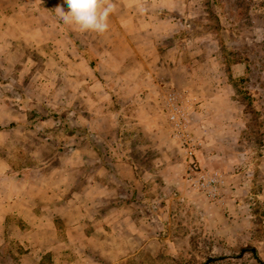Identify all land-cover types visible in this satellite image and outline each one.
<instances>
[{"label":"rangeland","instance_id":"obj_1","mask_svg":"<svg viewBox=\"0 0 264 264\" xmlns=\"http://www.w3.org/2000/svg\"><path fill=\"white\" fill-rule=\"evenodd\" d=\"M134 1L114 0L118 15L110 16L109 25L117 21L133 28L138 21L142 26L153 22L155 4ZM65 4L66 0H0V107L20 111L23 118L7 128L14 127L10 135L30 141L18 145L23 155L11 157L14 168L50 170L63 156L70 181L62 192L64 198H91L96 191L94 180H112L105 190L107 207L141 198L128 184L125 188L123 175L117 174L121 179L113 175L119 171L117 162L136 174L141 166L146 167L148 180L142 181V191L154 203L151 211L160 219L157 213L162 216L163 210L174 223L176 206L161 209L160 205L168 201L176 205V180L185 179L213 206L227 207V174L198 156L204 141L195 133L191 113L200 96L187 85L189 65L177 72V79L173 69L176 52L188 45L186 50L214 58L217 72L232 84L242 128L236 151L239 160L228 172L240 186L232 199L243 205V212L228 237L196 243L203 251L193 247L189 254L176 257L171 243L159 252L144 250L142 255L116 264H204L208 259L206 264H261L257 255L259 249L264 250V0H185L181 11L176 9V0L157 1L158 15L165 19L155 21L158 32L152 34L145 30H108L104 34L79 31L54 17L51 5L57 13L58 6ZM161 29L166 33L160 34ZM73 38L98 58V73ZM241 56L250 57L249 68L245 62H235ZM158 68H170L174 81L162 73L156 77L159 86L155 87L154 77L146 71ZM167 86L189 94L190 123L202 141L197 157L208 169L220 172L224 203L210 200L186 177L185 157L160 111ZM160 90L162 95L157 97ZM157 129L165 141L163 146L155 142L153 132ZM85 186L88 190L82 192ZM162 221L166 224L169 218L162 216ZM56 223L62 228L60 219ZM88 230L93 231V227ZM167 230L164 226V235ZM97 237L107 250L108 242L100 241L99 233ZM18 250L20 255L16 256L22 258L24 247ZM73 252L68 243L59 244L33 264H76ZM119 258L120 254L112 252L97 255L95 260L108 264ZM18 263L15 258L10 264Z\"/></svg>","mask_w":264,"mask_h":264},{"label":"crops","instance_id":"obj_2","mask_svg":"<svg viewBox=\"0 0 264 264\" xmlns=\"http://www.w3.org/2000/svg\"><path fill=\"white\" fill-rule=\"evenodd\" d=\"M131 1L133 4L137 2ZM157 1L161 0H146L145 2L155 4V12H150L152 15L149 13L154 18L152 19L153 22L142 26V23L138 21L133 25V28L131 24H122L123 28L116 21L109 25V30L119 33H125V31L130 33L142 32V30L151 34L156 33L158 27L156 25L158 24L155 21L165 19L158 15ZM184 1L176 0L177 10L181 11L180 5L184 7ZM162 5L167 7L164 3ZM115 15H118L116 10L111 16L114 18ZM164 31L166 30L161 29L159 33L165 34ZM182 47L180 51L178 50L179 52H176V65L173 69L177 79V72H183L185 65L188 64L189 78L187 85L200 96L199 104L191 113L195 133L204 141V146L198 156L208 166L216 167L227 174L226 185L230 196L228 206L225 208L213 206L201 192L194 190L185 179L176 180V205L172 201L160 205L161 209L163 206L164 209L176 206V223H174L172 217L166 216L161 210L165 220L169 218V221L165 224L162 221L161 213H157V216L161 217L160 219L154 216L151 211L154 203L142 191L145 187L142 181L148 180L146 179L148 178V168L141 166L136 174L134 170L127 167L128 165L124 166L123 163L119 162H117L119 164L117 170L119 171H115L113 175L119 178L120 176L117 174L123 175L126 178L125 181H127L123 182L125 188L127 184L134 188L141 195L140 199L112 203L105 207L104 204L108 196L105 190L106 188L108 190L109 183L112 180L105 182L99 178L94 180L93 184L96 191L91 198L81 200L64 198L62 192L68 187L70 181L68 163L63 161V156L60 163L50 170L42 168L38 171L35 167L34 169L20 171L18 168H14L11 157L19 154L23 155L21 146L18 145L30 141L20 136L10 135L14 127L7 128V126H10L12 122L21 120L23 117L16 108L11 109L7 105H1V264H10L15 258L18 259L20 264L38 263L49 250L57 248L59 244H66L67 246V243L70 248H74L73 255H76V258L73 262L76 260V264H103L95 260V257L104 254L110 255L112 252L121 255V258L108 263L116 264L142 255L144 250H150L154 253L159 252L171 243L175 245L177 257L185 252L189 254L188 249L193 247H198L197 251H203L196 243L202 244L206 238L223 239L228 237V231H230V228L232 230V225L237 226L243 212V205L235 204L232 199V195L239 192L240 186L235 183L234 178L228 172L239 160L236 151L242 123L239 114H236L237 104L232 84L228 80H223V74L217 72L214 58L206 56L201 51L192 53L186 50L188 45ZM146 73L148 76L152 75L154 77L155 81L152 83L155 87L158 85L156 84V77L162 73L169 74V78L174 79L170 68L148 69ZM160 94L162 95L161 90L157 97ZM160 111L162 117L166 120L161 107ZM166 124L172 135V129L167 121ZM160 129L152 132L156 134H154L155 142L163 146L165 141L161 138ZM173 140L175 141L174 138ZM160 148L163 150V147ZM181 156L183 155L181 154ZM178 164L176 161V169H178ZM135 168L137 167L135 166ZM97 183L101 185L98 186ZM86 186L82 189V192L88 190ZM155 206L158 207L157 204ZM57 219H60L63 231L62 228L58 227ZM22 225L24 228L21 227ZM164 226L168 229L166 235L163 232ZM89 227H93V231L89 232ZM173 228L176 232H173ZM97 233L100 234V241L103 239L108 242L107 250H105V245L102 242L101 244L98 243ZM12 244H16V246L13 247ZM22 246L25 251L21 256L24 258L19 257L18 249ZM16 254H19L18 257ZM14 256L16 257L9 260L10 257ZM257 256L264 263V250L259 249Z\"/></svg>","mask_w":264,"mask_h":264},{"label":"built area","instance_id":"obj_3","mask_svg":"<svg viewBox=\"0 0 264 264\" xmlns=\"http://www.w3.org/2000/svg\"><path fill=\"white\" fill-rule=\"evenodd\" d=\"M165 90L160 99V107L185 157L188 181L201 189L210 200L224 203L220 172L208 169L197 157L202 141L194 135L190 123L192 102L189 100V94L175 87L167 86Z\"/></svg>","mask_w":264,"mask_h":264},{"label":"clouds","instance_id":"obj_4","mask_svg":"<svg viewBox=\"0 0 264 264\" xmlns=\"http://www.w3.org/2000/svg\"><path fill=\"white\" fill-rule=\"evenodd\" d=\"M115 8L114 0H66L65 5L58 6L57 15L64 24L79 31L104 34Z\"/></svg>","mask_w":264,"mask_h":264},{"label":"trees","instance_id":"obj_5","mask_svg":"<svg viewBox=\"0 0 264 264\" xmlns=\"http://www.w3.org/2000/svg\"><path fill=\"white\" fill-rule=\"evenodd\" d=\"M45 1V0H44ZM51 10L52 13L54 15V17H59L56 13V10L54 8L53 5H51ZM60 21V20H59ZM74 43L78 46L79 50L82 52V54L84 55V57L88 60V62L90 63L91 67L95 70L96 73H98L99 70V65H98V58L95 57L86 47H84L80 41L74 39ZM245 62L247 64V68H249V64H250V57L249 56H241L240 58H237L235 60V62ZM261 264H264L262 262V260H260Z\"/></svg>","mask_w":264,"mask_h":264},{"label":"water","instance_id":"obj_6","mask_svg":"<svg viewBox=\"0 0 264 264\" xmlns=\"http://www.w3.org/2000/svg\"><path fill=\"white\" fill-rule=\"evenodd\" d=\"M209 261H210V259H208L207 261H205L204 264H206V263L209 262Z\"/></svg>","mask_w":264,"mask_h":264}]
</instances>
